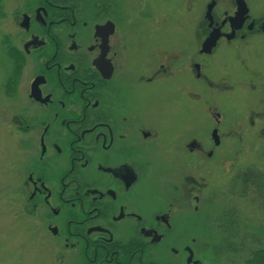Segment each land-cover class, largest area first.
<instances>
[{
    "label": "flooded vegetation",
    "instance_id": "af4514ba",
    "mask_svg": "<svg viewBox=\"0 0 264 264\" xmlns=\"http://www.w3.org/2000/svg\"><path fill=\"white\" fill-rule=\"evenodd\" d=\"M243 1L239 18L236 0H209L203 16L187 0L194 47L186 58L170 49L166 12L153 0H0L12 30L3 51L21 214L51 264H218L201 231L224 221L209 215L217 195L202 174L228 163L218 154L221 118L208 108L214 128L202 142L197 128L184 134L165 117L170 104L195 105L201 91L264 95V9ZM211 35L218 39L204 54ZM219 50L230 66L211 79L200 61ZM163 155L171 174L155 166Z\"/></svg>",
    "mask_w": 264,
    "mask_h": 264
},
{
    "label": "rangeland",
    "instance_id": "374dc122",
    "mask_svg": "<svg viewBox=\"0 0 264 264\" xmlns=\"http://www.w3.org/2000/svg\"><path fill=\"white\" fill-rule=\"evenodd\" d=\"M4 1V0H3ZM250 11H262L264 0H247ZM209 0H196V11L203 16ZM179 3H185L184 11H177ZM154 8L166 12L168 21L164 34L170 49L184 51L188 58L194 47L187 0H153ZM191 11V10H190ZM162 12V11H161ZM7 16L0 14V264H51L46 251H39L33 243V235L28 231V224L21 214L19 188L17 186V166L20 151L18 133L12 128L10 117L15 111L14 98L8 94V81L11 66L4 53V39L12 35L8 27ZM257 53V63L264 70V42ZM231 54L219 50L213 57L202 58L201 64L211 79H216L219 72L230 66ZM21 86L18 88V90ZM17 91V89H16ZM22 97L21 90L17 95ZM15 96V95H14ZM20 97V98H21ZM173 95L170 99L172 101ZM213 107L221 118L219 133L226 135L218 154L225 156L228 163L219 168L224 170L209 177L204 175L208 184L216 192V198L210 207L209 215L222 217L226 222V230H221L219 224L209 225L202 229L201 239L215 247L213 256L218 264H232L241 258H246L250 246L243 251L233 250L237 238L235 233L249 238L262 235L264 238V95H254L245 91L200 92L197 103L189 106L188 100L181 107L170 104L166 110L165 120L175 124L187 134L197 128L202 142L208 140V135L214 128L207 114ZM262 115V120L252 119L251 112ZM253 118V117H252ZM218 155V156H219ZM226 157V156H225ZM172 160L163 155L157 158L155 166L165 174H171ZM217 166L213 162L209 169ZM220 219L219 221H222ZM230 225H228V224ZM233 227L236 231H229ZM235 232V233H234ZM239 243V241H238ZM236 244L235 248H239ZM231 246V247H230Z\"/></svg>",
    "mask_w": 264,
    "mask_h": 264
},
{
    "label": "trees",
    "instance_id": "16d2710c",
    "mask_svg": "<svg viewBox=\"0 0 264 264\" xmlns=\"http://www.w3.org/2000/svg\"><path fill=\"white\" fill-rule=\"evenodd\" d=\"M10 84V81H8L7 85ZM228 224V223H227ZM226 222L219 224L221 230L225 231ZM230 225V224H228ZM262 228H264V225H260ZM225 229V230H224ZM236 231L233 227L229 228V231ZM235 233V232H234ZM239 233H235L233 236L234 238H237L235 241V245L231 244L233 250L237 251H243L247 246H250L249 254L246 258H241L238 262H233L232 264H264V238L262 235H257L249 238L243 237V235H238ZM239 241V243H238ZM236 244L239 248H235ZM231 247V246H230Z\"/></svg>",
    "mask_w": 264,
    "mask_h": 264
},
{
    "label": "water",
    "instance_id": "95a60500",
    "mask_svg": "<svg viewBox=\"0 0 264 264\" xmlns=\"http://www.w3.org/2000/svg\"><path fill=\"white\" fill-rule=\"evenodd\" d=\"M237 3V7H238V17H242V15L247 11V6L245 4V2L243 0H236ZM213 3H211L208 7H207V14H206V19L209 18L210 16V12L213 8ZM217 37L216 36H210L208 37L203 45H202V53L204 54H210L212 49L215 47L216 41H217ZM211 137L213 139V141L215 142V144H218V138H217V132L214 130L211 134Z\"/></svg>",
    "mask_w": 264,
    "mask_h": 264
}]
</instances>
